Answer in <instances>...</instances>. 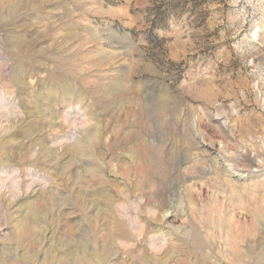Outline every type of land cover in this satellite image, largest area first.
<instances>
[{"label":"rangeland","instance_id":"1","mask_svg":"<svg viewBox=\"0 0 264 264\" xmlns=\"http://www.w3.org/2000/svg\"><path fill=\"white\" fill-rule=\"evenodd\" d=\"M234 12L225 0H0V264H264V68L243 107L208 94L176 113L190 138L173 179L146 171L128 184L156 87L150 58L165 40L170 57L186 55L193 25L218 31ZM113 17L128 27H104ZM85 38L118 59L86 63L75 88L38 49ZM73 96L86 107L62 113Z\"/></svg>","mask_w":264,"mask_h":264},{"label":"clouds","instance_id":"2","mask_svg":"<svg viewBox=\"0 0 264 264\" xmlns=\"http://www.w3.org/2000/svg\"><path fill=\"white\" fill-rule=\"evenodd\" d=\"M225 2L235 10L229 15L227 24L224 21L219 22L218 31L213 32L208 30V25L206 28L197 26L199 22L193 25L189 30L192 40L186 42V55L170 57L171 45L165 40L150 58L149 68L156 77V87L152 89L151 96L145 95L142 99L143 112L147 116V125L143 130L146 133L145 142L142 147L133 148V158L128 169L132 176L128 181L129 186L138 188L139 186L132 185V181L137 178L142 180L146 171L159 185L165 172H168L169 179H173L180 169L183 163L181 141L186 142L190 134L187 128L177 127V112L183 113L192 102L203 99L208 94L213 107L217 102L223 105L228 101L227 108L230 111L233 105L243 107L241 100H244V104L249 103L245 99L248 77L257 73L258 68H264V0ZM103 15L111 16V10ZM118 24L121 28L128 27L115 17L112 18L111 24L104 27L114 30ZM256 31L260 33V39L253 42L251 34ZM111 48L110 41L85 38L76 43L70 41L55 50L48 45H42L38 54L46 58L47 67L56 68L70 84L79 88L85 78L83 66L86 63L99 67L116 62L117 53L110 51ZM252 61L257 63L253 64ZM260 75L261 79L257 83L264 87V72ZM145 82L148 83L147 80ZM197 82L200 89L193 93L190 83ZM259 99L264 106V96ZM164 100L167 103H162ZM205 103L207 105V101ZM82 105L86 107V98L73 96L64 106L62 113L79 114ZM211 115L212 112L209 111V116ZM53 118L58 121L63 119L57 113ZM126 147L128 146L124 144L116 145V148L121 150ZM113 150L115 151V148ZM140 190L150 191L147 188ZM121 194H124L123 189ZM129 194L133 195L137 203L141 202L135 192Z\"/></svg>","mask_w":264,"mask_h":264},{"label":"bare ground","instance_id":"3","mask_svg":"<svg viewBox=\"0 0 264 264\" xmlns=\"http://www.w3.org/2000/svg\"><path fill=\"white\" fill-rule=\"evenodd\" d=\"M1 100H3V99H1ZM4 101V100H3Z\"/></svg>","mask_w":264,"mask_h":264}]
</instances>
